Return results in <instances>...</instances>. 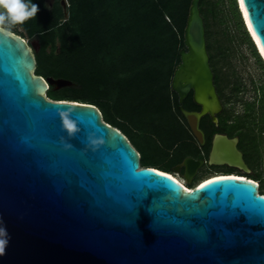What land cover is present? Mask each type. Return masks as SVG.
<instances>
[{"label": "water", "instance_id": "obj_1", "mask_svg": "<svg viewBox=\"0 0 264 264\" xmlns=\"http://www.w3.org/2000/svg\"><path fill=\"white\" fill-rule=\"evenodd\" d=\"M201 2L191 3L172 90L204 146L201 120L215 118L223 104ZM62 6L68 18L66 0ZM247 7L264 48V0H247ZM36 69L23 37L0 36V219L11 236L0 264H264L259 182L227 175L189 189L171 174L157 175L142 167L141 154L98 107L48 98L51 87L69 81L46 79ZM190 94L200 111L184 108ZM67 108L80 128L71 139L59 117ZM223 144L247 165L238 139L226 135L218 137L210 162L236 165ZM205 163L187 157L175 169L185 167L192 184ZM226 177L239 179H220Z\"/></svg>", "mask_w": 264, "mask_h": 264}, {"label": "trees", "instance_id": "obj_2", "mask_svg": "<svg viewBox=\"0 0 264 264\" xmlns=\"http://www.w3.org/2000/svg\"><path fill=\"white\" fill-rule=\"evenodd\" d=\"M61 1L57 0L50 9L45 0H31L39 11L36 17L20 25L40 42V51L35 54L36 75L64 79L78 86L66 89L62 97L51 87L48 98L98 107L103 117L106 115L107 123L121 130L128 139L131 133L140 137L142 167L172 175L173 169L192 155L185 147L176 148L180 141L193 135L180 110L179 97L172 91L174 73L181 63L180 52L185 47L192 0H68V18ZM203 6L202 0L201 10L210 32L209 14ZM57 41L59 56L48 57V47ZM210 43L215 83L221 97L225 79L215 60L213 65L216 45L211 41V32ZM184 108L200 111L201 107L190 94ZM221 130L231 136L238 133L242 142L249 141L250 165L257 160L255 133L251 129L245 130L242 123H237L222 124ZM216 131H220L218 126ZM151 139L163 154L161 161H148L142 153ZM165 161L169 162L164 164ZM242 177L259 182L253 176ZM260 194L264 195L263 186Z\"/></svg>", "mask_w": 264, "mask_h": 264}, {"label": "rangeland", "instance_id": "obj_3", "mask_svg": "<svg viewBox=\"0 0 264 264\" xmlns=\"http://www.w3.org/2000/svg\"><path fill=\"white\" fill-rule=\"evenodd\" d=\"M66 1L69 8V1ZM203 1V8L209 14L208 21L211 41L216 45L213 48L215 54L213 65L215 60L217 68L221 71L225 79L223 94L221 96L223 110L228 114L231 122H234L233 125L242 123L244 129H251L256 134L260 141V153L252 165L249 162V164L246 163L247 165L245 167L228 164L219 165L210 162V165L204 169L203 173L192 184L184 178L182 169L176 171L175 168L177 166L173 169L174 175H172L181 179L187 187H195L201 181L211 176L234 172L235 175H248L258 178L260 186L264 187V63L246 31L240 11L238 10L237 1ZM56 2L57 0H45L46 5L50 9L53 8ZM68 8L67 11L69 13ZM202 15L205 18L203 10ZM12 30L11 32L23 37L27 41L29 46L33 48L35 54L40 51V42L37 36L30 37L20 25L13 26ZM206 30L208 49L210 51V32L208 28ZM221 47L223 48L222 51L220 50ZM46 54L51 58L58 57L60 54V42L57 41L54 46H49ZM53 87V90L58 93L57 96L60 97L66 93V89L78 88L72 82H67L62 86L55 85ZM106 118L105 115L104 121L107 123ZM182 121L184 122V120ZM134 135L131 133L129 140L139 152L141 140L140 137ZM233 137L238 139L240 136L236 133ZM149 141L150 144L145 145L142 151L145 159L148 161H161L163 157L162 152L154 146V140L151 139ZM250 145L249 141L241 143V148L247 155L251 151ZM168 162L165 161L164 164Z\"/></svg>", "mask_w": 264, "mask_h": 264}, {"label": "clouds", "instance_id": "obj_4", "mask_svg": "<svg viewBox=\"0 0 264 264\" xmlns=\"http://www.w3.org/2000/svg\"><path fill=\"white\" fill-rule=\"evenodd\" d=\"M38 11V5L31 2V0H0V36H11V28L13 26L22 25L26 20L36 17ZM73 111L74 109L71 108L59 111L61 127L67 133L69 139L80 132L78 122L69 117V113ZM89 139H92L91 134ZM61 143L64 145L65 150L73 147L63 137L61 138ZM10 240L11 236L7 231V227L4 225L3 220L0 219V255L4 253Z\"/></svg>", "mask_w": 264, "mask_h": 264}, {"label": "flooded vegetation", "instance_id": "obj_5", "mask_svg": "<svg viewBox=\"0 0 264 264\" xmlns=\"http://www.w3.org/2000/svg\"><path fill=\"white\" fill-rule=\"evenodd\" d=\"M61 5H62V1H61ZM63 10H64V8H63ZM64 13H65V11H64ZM11 31H13L12 28H11ZM200 110H201V108H200ZM223 121H224V123H223ZM233 123L234 122H231L230 117L228 116V114L224 110L220 114H217L215 118L212 117V116H210V115H208V116L204 117L201 120V129L204 131L205 137H206V144L204 146H201L198 143V141L195 139L194 136H193V138H189L187 140L180 141L176 145V148H178V147H183L184 148L185 147L187 151L192 152V155L186 156L184 158V160L187 157H192V158H194L196 160L202 159V160H205L206 161V163L204 164V166L198 171V174H197L196 178H198L203 173L204 169L208 165H210L211 152L218 145V137L221 136V135H226V136H228L231 139L234 138L229 133H226V132H224V131L221 130L222 124H224L226 126H229L230 124H233ZM217 126H218V128H220V131H218V132L216 131ZM254 136L255 137H254V141L253 142H254V145L256 146V149H257V152L256 153L259 156V152H260V141L258 140V137L256 136V134H254ZM241 143H242V140H241L240 137H238V148L243 153V158H244L245 162L247 164H249V161H250L249 160V158H250L249 157V154L247 155L243 151V149L241 148ZM207 152H208V154H207ZM182 164H183V162H182ZM182 171H183V174H184L185 173V167H182Z\"/></svg>", "mask_w": 264, "mask_h": 264}, {"label": "bare ground", "instance_id": "obj_6", "mask_svg": "<svg viewBox=\"0 0 264 264\" xmlns=\"http://www.w3.org/2000/svg\"><path fill=\"white\" fill-rule=\"evenodd\" d=\"M237 3H238L239 11H240V9H241L240 0H237ZM240 14H241V17L243 19V22H244V25H245V28H246L247 32L249 31V35L251 34V40L253 41V44L255 45L259 56L261 57V59L264 62V51L262 50L261 44H260L258 38L256 37V35H253V30L249 29V27H248L249 21L245 20L244 10L243 9H241V13ZM60 86H62V85H60ZM219 144H221V142ZM222 150L225 151V152H228V153H225V157L228 159L229 162H231L232 164H236L238 166H243V164L240 162V160L238 159L237 155L234 153V151L231 148V146L229 147V146L223 144ZM154 170H156V169H154ZM224 176H227V175L222 174V175L211 176V177L206 178L205 180L201 181L198 185H200V184H202V183H204L206 181H209L211 179L218 178V177H224ZM235 176H238V175H235ZM174 177H176V176H174ZM240 177H242V176H240ZM177 179L180 181V183H182L184 186H186V184L181 179H179V178H177Z\"/></svg>", "mask_w": 264, "mask_h": 264}, {"label": "snow or ice", "instance_id": "obj_7", "mask_svg": "<svg viewBox=\"0 0 264 264\" xmlns=\"http://www.w3.org/2000/svg\"><path fill=\"white\" fill-rule=\"evenodd\" d=\"M240 7L241 9L244 10V16H245V20L246 21H250V13H249V9L247 7V0H240ZM248 27L250 30H253V25L251 22H249L248 24ZM253 35H255V32L253 31ZM262 50H264V48H262ZM149 171H152V170H149ZM157 175H160V176H164V173L162 172H158L156 173ZM168 179L170 180L171 177H168ZM220 179H229V180H237L239 178L237 177H226V178H220ZM217 181H207L206 184H202L201 185V188H204L206 187L207 184H212V183H216ZM247 183L251 184L253 183L252 181H247ZM185 191H188L187 189H185ZM262 200H264V197H261Z\"/></svg>", "mask_w": 264, "mask_h": 264}]
</instances>
